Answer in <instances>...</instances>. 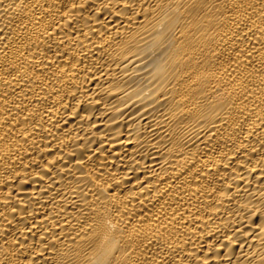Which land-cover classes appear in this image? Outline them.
Masks as SVG:
<instances>
[{
	"label": "bare ground",
	"instance_id": "obj_1",
	"mask_svg": "<svg viewBox=\"0 0 264 264\" xmlns=\"http://www.w3.org/2000/svg\"><path fill=\"white\" fill-rule=\"evenodd\" d=\"M0 264H264V0H0Z\"/></svg>",
	"mask_w": 264,
	"mask_h": 264
}]
</instances>
